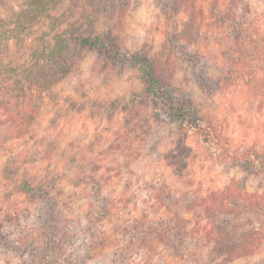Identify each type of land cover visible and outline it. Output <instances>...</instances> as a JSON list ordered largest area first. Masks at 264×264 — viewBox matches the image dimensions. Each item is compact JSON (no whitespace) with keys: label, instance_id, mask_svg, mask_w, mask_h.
Wrapping results in <instances>:
<instances>
[{"label":"rangeland","instance_id":"rangeland-1","mask_svg":"<svg viewBox=\"0 0 264 264\" xmlns=\"http://www.w3.org/2000/svg\"><path fill=\"white\" fill-rule=\"evenodd\" d=\"M26 2L0 4V33L14 28V15ZM201 3L203 23L188 50L201 58L205 76L232 78L214 93L201 88L198 69L166 45L167 9L157 0H129L115 31L118 43L126 51L150 50L160 60L158 76L188 91L210 114L225 135V148L264 152V57L258 47L264 0ZM68 4L62 0L56 14ZM189 15L184 9L176 17L179 28ZM37 41L1 50L0 71L13 73ZM142 91L133 67L120 70L87 48L76 68L45 93L28 135L13 138L0 124V226L10 241L38 247L56 214L55 256L75 264H192L174 256L171 226L189 230L187 250L205 251L211 264H264V238L253 254L228 261L210 259L213 244L205 232L211 226L205 206L224 202L242 210L226 217L231 230L264 232V176L218 161L196 136L178 131L162 104L140 102V114L129 119L124 105ZM24 181L41 193L22 192ZM224 185L231 186L228 197L221 193ZM21 249L0 244V264H42Z\"/></svg>","mask_w":264,"mask_h":264},{"label":"trees","instance_id":"trees-1","mask_svg":"<svg viewBox=\"0 0 264 264\" xmlns=\"http://www.w3.org/2000/svg\"><path fill=\"white\" fill-rule=\"evenodd\" d=\"M4 1L0 0V4ZM61 1L27 0L25 8L14 15V28L5 29L0 33V53L11 44L18 48H27L29 39L38 40L28 53L26 62L13 65V73L4 74L0 71V124L8 128L11 137L22 138L30 133L41 114L45 93L61 83L76 68L82 50L90 48L97 50L100 57L113 66L119 64L120 70L128 65L137 71L143 91L136 95L138 99L134 98L133 104L124 105V109L131 115L129 119L140 114V102L150 104L152 101L156 107L162 104L166 107L169 121L178 125V131L196 136L204 150L218 161H224L225 165L231 167L241 166L251 175L264 176V152L239 154L225 148V135L213 123L210 114L194 102L188 91L158 76L157 64L160 60H157L150 50L131 52L122 49L115 31L122 25L129 0H69L67 7L60 14H56ZM157 1L167 9L166 45L175 50L181 60H188L198 69L196 80L200 87L214 93L222 84L230 82V76L216 80L202 74L199 67L201 58L197 53L188 50V45L196 42V32H199L203 23L202 3L199 4V0ZM212 1L217 4L222 0ZM184 9L190 12V18L179 28L176 17ZM3 25V22H0V27ZM44 25L48 30L43 29ZM261 37L258 47L260 56L264 57V35ZM236 76L234 74L232 77ZM19 187L22 192L28 194H39L42 191L40 186L36 187L26 181ZM242 188H245V185H242ZM229 192H232L231 186L224 185L222 195H230ZM256 205L260 206L258 200ZM205 207L211 225L205 232L208 241L213 244L211 251L214 254L210 259L222 256L232 261L254 253L259 241L264 238V232L233 231L227 225L226 217L234 213L240 215L242 210L226 202L218 207L213 204ZM106 209L103 210V216L108 212ZM52 219L54 221L50 225V231L38 247L29 243L22 248L15 241H10L1 226L0 244L22 248L23 252L29 251L42 264H75L71 259L61 260L55 256L60 243L58 216L52 215ZM170 230L171 232L167 233L168 241L175 257L185 263L211 264V260L204 258L205 251L187 250L185 239L189 230L177 226H171Z\"/></svg>","mask_w":264,"mask_h":264}]
</instances>
